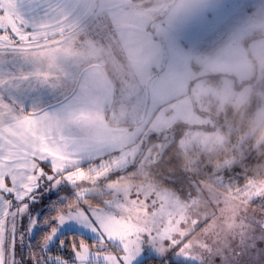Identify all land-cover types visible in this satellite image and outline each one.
<instances>
[{"label": "snow or ice", "instance_id": "snow-or-ice-1", "mask_svg": "<svg viewBox=\"0 0 264 264\" xmlns=\"http://www.w3.org/2000/svg\"><path fill=\"white\" fill-rule=\"evenodd\" d=\"M64 6L0 18V264H244L264 247V172L241 184L242 158L210 157L155 179L156 143L105 127L112 94L81 70L79 22L53 21Z\"/></svg>", "mask_w": 264, "mask_h": 264}, {"label": "crops", "instance_id": "crops-1", "mask_svg": "<svg viewBox=\"0 0 264 264\" xmlns=\"http://www.w3.org/2000/svg\"><path fill=\"white\" fill-rule=\"evenodd\" d=\"M31 0H0L9 13L30 20ZM53 21L79 22L84 43L81 70L88 69L112 94L105 127L128 141L143 140L149 125L127 126L129 95L118 96V83H135L144 91V108L154 116L189 95L192 83L211 74L233 75L238 81L259 79L264 71V0H61ZM233 10V12H232ZM196 65V69L194 66ZM233 80L223 78V89L237 92ZM123 86V85H122ZM126 86V85H124ZM205 86V85H202ZM225 87V88H224ZM241 92V91H240ZM237 92V93H240ZM227 101V99L223 100ZM54 102V101H53ZM133 105V104H132ZM190 112L196 114L190 107ZM149 114V115H150ZM120 117V118H119ZM131 129V133L128 130ZM138 146V145H137ZM259 217L260 213L257 211ZM235 246V242H234ZM177 262L186 261L176 257ZM244 264H264V247L249 245Z\"/></svg>", "mask_w": 264, "mask_h": 264}, {"label": "trees", "instance_id": "trees-1", "mask_svg": "<svg viewBox=\"0 0 264 264\" xmlns=\"http://www.w3.org/2000/svg\"><path fill=\"white\" fill-rule=\"evenodd\" d=\"M194 68L196 69V65ZM207 78V82L216 85H221L223 78L232 79L237 92L249 88L246 92V99L239 102L226 101L223 103L224 112H222L219 121L220 129L225 136L222 142L215 141L205 147L196 144L184 149L180 146V140L184 134L180 133L173 139H160L152 132L148 140V147L151 143L161 142L162 144L157 146V150L163 154V160L153 166L155 179L167 182L171 166L177 168L176 175L186 179L190 174L183 171L184 165L191 167L199 162L208 163L210 157L219 161L224 159L240 161L242 158V163H238L230 173L237 175L241 184L244 181L245 167L248 169V175H251L257 168L264 172V118L261 117L264 108V71L262 77L257 80L250 79L241 82L229 74H211ZM213 107L216 110L217 104ZM124 125L135 126L134 123H124ZM72 191L71 188H68L61 192V196L71 197ZM55 202L54 200L53 203ZM147 264H171V262L165 257H155V259H149ZM178 264L185 263L178 262Z\"/></svg>", "mask_w": 264, "mask_h": 264}, {"label": "rangeland", "instance_id": "rangeland-1", "mask_svg": "<svg viewBox=\"0 0 264 264\" xmlns=\"http://www.w3.org/2000/svg\"><path fill=\"white\" fill-rule=\"evenodd\" d=\"M237 1L238 0H231L232 7L235 9L237 8ZM203 79L204 78H199L192 83V90L187 96L193 100L191 94H195L196 104L192 102V106H188V100L186 99H183L178 104H171L170 102L168 103L169 105L164 106L155 117H153L154 110H152L150 114L149 107L147 109L144 108V91L138 84L135 83L134 89L131 90L129 87L131 83H118V85H121L118 96L129 95V121L135 124L136 129L146 124L150 126L146 138L143 139L145 148L148 147L147 136L152 132L160 139H173L180 133L184 134L183 138L180 140V146L184 149L193 147L196 144L205 147L209 143L215 141H224L225 136L219 125L222 112H224L223 103L226 102L223 100L244 101L246 99V92L249 88L244 89L240 93L232 91L230 94H227L228 89H223L221 95L222 86L220 84L216 85L214 83H209L203 81ZM219 100H221V102H219ZM215 104H217L216 110L213 107ZM190 107L196 114L190 112ZM262 114L261 117L264 118V108ZM195 128L198 129L193 130ZM161 144V142H156L157 146ZM48 194L49 193H45V195ZM148 248L149 246L145 244L144 249L148 250ZM168 255H172V253ZM155 257H165L167 259V256L156 255ZM174 259H176V257H174ZM141 263L140 257L134 259L133 264Z\"/></svg>", "mask_w": 264, "mask_h": 264}, {"label": "water", "instance_id": "water-1", "mask_svg": "<svg viewBox=\"0 0 264 264\" xmlns=\"http://www.w3.org/2000/svg\"><path fill=\"white\" fill-rule=\"evenodd\" d=\"M150 135H151V134H148V136H147V143H148V140H149V138H150ZM147 145H148V144H147Z\"/></svg>", "mask_w": 264, "mask_h": 264}]
</instances>
